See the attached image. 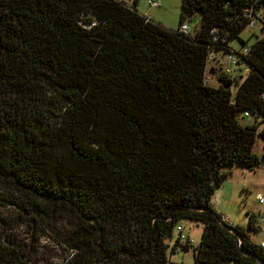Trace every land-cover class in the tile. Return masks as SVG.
<instances>
[{
    "label": "trees",
    "instance_id": "16d2710c",
    "mask_svg": "<svg viewBox=\"0 0 264 264\" xmlns=\"http://www.w3.org/2000/svg\"><path fill=\"white\" fill-rule=\"evenodd\" d=\"M137 1L0 0V264H31L21 224L56 223L63 264H264L261 212L247 230L213 204L233 168L264 167V0H182L178 31ZM183 221L200 244L172 249Z\"/></svg>",
    "mask_w": 264,
    "mask_h": 264
},
{
    "label": "rangeland",
    "instance_id": "374dc122",
    "mask_svg": "<svg viewBox=\"0 0 264 264\" xmlns=\"http://www.w3.org/2000/svg\"><path fill=\"white\" fill-rule=\"evenodd\" d=\"M127 5L134 7L135 0H122ZM156 3L155 6L153 4ZM141 9H139V8ZM137 10L140 13H144L152 8L146 15L147 18L164 26L167 29L178 31L182 0H138ZM192 29L191 33L200 26V18L197 17L192 22H189ZM261 27H251L245 31L241 38L244 41H249L252 44L255 39H251L253 34H260ZM231 46L235 50H240L241 42L236 40L231 43ZM228 59L222 61L224 67H228ZM215 66L219 68V63H213L211 67ZM248 71H244L243 75H246ZM215 78L212 80V84L217 86L218 82ZM264 151V138H258L255 147L256 154L261 157ZM259 195L264 196V167L260 166L255 171H249L243 168L235 167L231 170V174L225 183L219 188L213 199L214 206L218 213L222 214L227 220L234 226L238 225L248 230L249 227V213L258 215L263 211V207L258 202ZM56 234L52 232L47 235L35 236L34 230L21 224L17 228V235L19 242L23 244V249L31 264H63L69 257V251L67 247L58 242V234L64 232V224L56 223ZM181 226L185 229L186 235L190 237L192 245L197 247L200 244L204 227L202 224L194 223L190 221L181 222ZM252 239L257 242L264 240V230L259 234H252ZM173 264H195L194 262V250L191 248L189 251H185L182 248L178 249V253L171 256Z\"/></svg>",
    "mask_w": 264,
    "mask_h": 264
},
{
    "label": "built area",
    "instance_id": "2783aa9c",
    "mask_svg": "<svg viewBox=\"0 0 264 264\" xmlns=\"http://www.w3.org/2000/svg\"><path fill=\"white\" fill-rule=\"evenodd\" d=\"M155 5H156V3L153 4V6H155ZM181 31L185 34H190L191 27L188 24H185L181 27ZM231 64L232 65H231L230 69L227 70L229 73L235 72L237 70V64L234 60H232ZM258 202H259L260 206L263 207V211H261L260 217H259V225L263 231L264 230V196L259 195ZM225 219L227 220L228 218H225ZM227 222H229V221L227 220ZM188 241H189V239H188V236L186 235L185 229L182 226H179L176 230V235H175L174 239L171 241V247H172V249H174L173 247H176L177 243H178V245L184 246L188 243ZM259 243L264 248V240L259 242ZM176 253H177V251H176Z\"/></svg>",
    "mask_w": 264,
    "mask_h": 264
},
{
    "label": "crops",
    "instance_id": "0c3cea01",
    "mask_svg": "<svg viewBox=\"0 0 264 264\" xmlns=\"http://www.w3.org/2000/svg\"><path fill=\"white\" fill-rule=\"evenodd\" d=\"M138 8H139V7H138ZM139 9H141V8H139ZM149 11H152V8L149 9V10H147V11L145 12V14H144V13H140L139 11H138V12H139L140 14L146 16V15L148 14ZM170 30H171V29H170ZM213 204H214V202H213ZM214 205H215V204H214ZM214 207H216V206H214ZM215 209H216V208H215ZM177 253H178V252H177Z\"/></svg>",
    "mask_w": 264,
    "mask_h": 264
}]
</instances>
